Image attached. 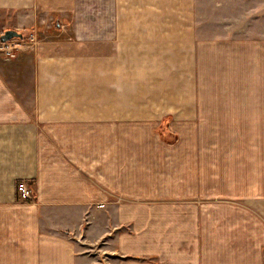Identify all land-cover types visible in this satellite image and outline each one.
I'll list each match as a JSON object with an SVG mask.
<instances>
[{
	"label": "crops",
	"instance_id": "0c3cea01",
	"mask_svg": "<svg viewBox=\"0 0 264 264\" xmlns=\"http://www.w3.org/2000/svg\"><path fill=\"white\" fill-rule=\"evenodd\" d=\"M224 1L0 0L35 39L0 55V264H264V0Z\"/></svg>",
	"mask_w": 264,
	"mask_h": 264
},
{
	"label": "rangeland",
	"instance_id": "374dc122",
	"mask_svg": "<svg viewBox=\"0 0 264 264\" xmlns=\"http://www.w3.org/2000/svg\"><path fill=\"white\" fill-rule=\"evenodd\" d=\"M216 1L218 2L219 0H206L207 3L216 2ZM225 1H228V0H225ZM239 1H240V10L241 11L246 10L247 9L246 2L241 3L242 0H239ZM27 34L21 38H13L12 39L13 42H18L19 45L21 44V46L18 47L16 57L13 59L17 58L19 51L25 46L26 43L32 42L31 40L28 39V37L32 34H29V35H27ZM0 55H1V57H3V55L1 53H0ZM3 59H4V57H3ZM13 59H11V60H13ZM7 61H9V60H7ZM102 248L103 247H97L93 250L92 255L94 257V261H92L91 264H115L116 260H117L116 254H110L109 252L104 251Z\"/></svg>",
	"mask_w": 264,
	"mask_h": 264
},
{
	"label": "built area",
	"instance_id": "2783aa9c",
	"mask_svg": "<svg viewBox=\"0 0 264 264\" xmlns=\"http://www.w3.org/2000/svg\"><path fill=\"white\" fill-rule=\"evenodd\" d=\"M28 39L32 42L35 40L33 35H30ZM19 46H21V44L19 45L18 42H13V40L6 42L0 41V53L3 55L4 59L11 60L16 57ZM16 190L22 198H30L32 196V191L24 181L17 183Z\"/></svg>",
	"mask_w": 264,
	"mask_h": 264
},
{
	"label": "water",
	"instance_id": "95a60500",
	"mask_svg": "<svg viewBox=\"0 0 264 264\" xmlns=\"http://www.w3.org/2000/svg\"><path fill=\"white\" fill-rule=\"evenodd\" d=\"M22 35L15 30H6L0 35V41L6 42L13 38H21Z\"/></svg>",
	"mask_w": 264,
	"mask_h": 264
}]
</instances>
